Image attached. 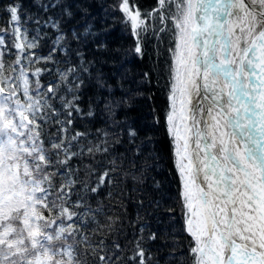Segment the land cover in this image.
Wrapping results in <instances>:
<instances>
[{
    "label": "snow or ice",
    "instance_id": "1",
    "mask_svg": "<svg viewBox=\"0 0 264 264\" xmlns=\"http://www.w3.org/2000/svg\"><path fill=\"white\" fill-rule=\"evenodd\" d=\"M172 3L175 14H166ZM0 7L10 17L16 50L15 60L7 63L9 30L0 28V264H119L120 242L109 245L106 240L118 231L120 217L108 215L102 202L93 207L89 199L105 188L110 200L120 195L113 191L114 177L124 159L108 160L101 169L95 158L109 153L110 134L97 129L103 137L98 142L87 139L88 131L70 134L77 117L97 114L102 98L90 100L87 110L81 107L83 77L90 74L92 62L80 51L75 52L79 63L55 58L58 53L68 57L71 43L91 35V26L65 31L64 20L75 15L73 2L39 0L43 12L60 9V16L44 20L29 15L37 25L30 39L28 29L20 26L21 15H27L23 0ZM119 9L135 40L130 51L140 58L149 20L158 17L162 27L154 32L157 36L168 20L177 30L176 49H170L172 104L166 122L187 209L185 230L194 241L189 250L194 264H264V0H157V7L143 13L121 0ZM41 26L56 32L47 55L37 54L44 38ZM205 32L217 39L201 43ZM193 46L200 51L194 54ZM44 72H54L46 86L40 80ZM177 84L180 120L189 121L183 127L175 119ZM95 86L105 87L102 77ZM119 103L107 100L100 111L112 117ZM45 125L55 131L46 132ZM137 135L135 128H127L130 143ZM135 147L138 157L142 149ZM74 158L93 163L73 167ZM142 168L132 160L123 174L142 182ZM144 231L141 227L129 264H151L153 257L142 246ZM148 239L156 240V233Z\"/></svg>",
    "mask_w": 264,
    "mask_h": 264
},
{
    "label": "trees",
    "instance_id": "2",
    "mask_svg": "<svg viewBox=\"0 0 264 264\" xmlns=\"http://www.w3.org/2000/svg\"><path fill=\"white\" fill-rule=\"evenodd\" d=\"M10 0H0L7 4ZM20 2V0H17ZM39 0H23L27 15H21L20 26L28 29L31 39L36 35L37 25L33 19L39 16L46 20L49 16L59 18L60 9H50L47 13L37 7ZM74 4L75 15L73 19H65L63 29L68 31L76 28L82 32L91 26L92 34L83 38L81 42H72V52L68 57L63 53L56 55V60L70 59L79 63L75 52L83 54L86 61H91L90 74H84L85 88L83 89L82 104L87 110L90 100L102 98L94 117H77L70 130L88 131V140L98 142L102 136L97 135V129L110 134L109 153L97 155L96 163L102 169L108 160L123 158V169L114 177L116 188L113 191L120 193L113 199L108 198V188L98 194H92L89 202L93 207L102 202L108 215H118L120 223L118 231L110 236L106 243L111 245L119 241L122 247V259L119 264H129L128 256L134 250V243L141 236L140 228L144 227L142 246L150 252L153 259L151 264H194L190 255V248L194 245L193 238L185 230L187 209L181 198V178L175 166L172 139L167 130L166 117L171 111L169 100L173 66V52L177 44V30L171 20L166 22V30L159 35L162 25L158 17L148 21L149 31L144 35V55L140 58L132 51L135 40L131 32V25L125 23V15L119 9L121 0H71ZM130 8L135 6L142 13L150 12L157 7V0H129ZM78 6V7H77ZM80 9H86V13ZM166 14H173V9H166ZM8 13L0 7V28L8 29L5 35L7 48L11 55H5V61L11 63L15 60L16 50L12 47L14 37L11 35ZM44 38L40 39L38 55H47L52 47L56 32L50 27H40ZM99 44L106 47L98 48ZM40 67H45L41 64ZM54 69V65H46ZM145 73L148 74L145 78ZM53 74L44 72L41 83L45 86L53 78ZM103 78L105 87L98 89L95 86L96 78ZM107 100L122 101L115 107V115L110 117L100 111L103 102ZM63 118V117H61ZM118 122V123H114ZM45 131H55V128L45 125ZM135 128L138 135L133 143L129 142L127 128ZM119 139V143H113ZM80 143H87L81 140ZM136 145L141 146V154L136 157ZM135 160L137 167L142 168L145 160L147 166L143 167L142 182L125 177L128 163ZM73 167H82L83 164L93 163L91 159L83 161L73 159ZM137 175L140 173L137 172ZM47 216V213H45ZM13 222V227H18ZM151 233H156V240H149ZM26 236V233H25ZM11 238H16L15 236ZM19 260V257H16ZM28 257H25L27 260Z\"/></svg>",
    "mask_w": 264,
    "mask_h": 264
},
{
    "label": "rangeland",
    "instance_id": "3",
    "mask_svg": "<svg viewBox=\"0 0 264 264\" xmlns=\"http://www.w3.org/2000/svg\"><path fill=\"white\" fill-rule=\"evenodd\" d=\"M171 7L173 9V14H175V11H176V9H175V3H172ZM192 51L194 53V46L192 48ZM181 71H182V69H181ZM179 88H180V85L177 84V91L175 93V109H176L175 119H176L177 123L181 124V127H183V124L184 123H188V121H181L180 120V111L179 110H180V107H181L180 101H181L182 98L180 96ZM183 99L185 100V109H187L188 108V105L186 103L187 97H184ZM171 104H172V102H171ZM184 115L185 116L188 115L187 110L185 111Z\"/></svg>",
    "mask_w": 264,
    "mask_h": 264
},
{
    "label": "bare ground",
    "instance_id": "4",
    "mask_svg": "<svg viewBox=\"0 0 264 264\" xmlns=\"http://www.w3.org/2000/svg\"><path fill=\"white\" fill-rule=\"evenodd\" d=\"M234 19V21H235V18H233ZM236 23H242V22H239V21H235ZM236 31L238 32L239 31V28H237L236 29ZM217 38L213 35V36H209L208 35V33L207 32H205V34L200 38V40H201V43H208V44H211V43H213L215 40H216ZM200 51V48L199 47H195L194 46V54L195 53H198ZM257 55H259V53H257ZM203 83V82H202ZM220 84L222 85L223 84V81L221 80L220 81ZM202 85V84H201ZM193 99L195 100V99H198V97H193ZM189 114V113H188ZM188 123H189V121H188ZM201 127H202V125H201ZM201 179H202V176H201ZM202 186H205L206 187V185H202Z\"/></svg>",
    "mask_w": 264,
    "mask_h": 264
},
{
    "label": "water",
    "instance_id": "5",
    "mask_svg": "<svg viewBox=\"0 0 264 264\" xmlns=\"http://www.w3.org/2000/svg\"><path fill=\"white\" fill-rule=\"evenodd\" d=\"M200 83L202 84V81H200Z\"/></svg>",
    "mask_w": 264,
    "mask_h": 264
}]
</instances>
